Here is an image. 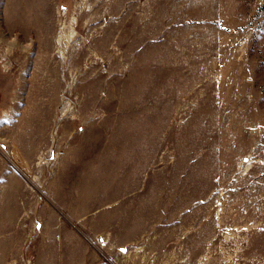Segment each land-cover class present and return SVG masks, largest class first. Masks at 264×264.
Listing matches in <instances>:
<instances>
[{
	"label": "rangeland",
	"instance_id": "1",
	"mask_svg": "<svg viewBox=\"0 0 264 264\" xmlns=\"http://www.w3.org/2000/svg\"><path fill=\"white\" fill-rule=\"evenodd\" d=\"M0 264H264V0H0Z\"/></svg>",
	"mask_w": 264,
	"mask_h": 264
}]
</instances>
